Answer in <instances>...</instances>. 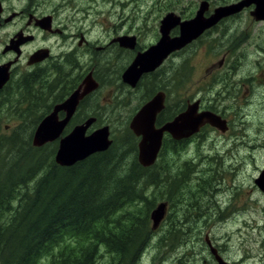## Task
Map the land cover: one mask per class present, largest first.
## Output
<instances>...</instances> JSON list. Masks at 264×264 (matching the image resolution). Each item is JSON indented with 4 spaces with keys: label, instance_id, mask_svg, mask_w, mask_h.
Here are the masks:
<instances>
[{
    "label": "rangeland",
    "instance_id": "1",
    "mask_svg": "<svg viewBox=\"0 0 264 264\" xmlns=\"http://www.w3.org/2000/svg\"><path fill=\"white\" fill-rule=\"evenodd\" d=\"M114 1L95 0L93 4L97 6L95 13L86 25L108 26L114 21L124 20L126 16H129L130 8L134 7L139 0H133V3L126 7L128 13L125 14L120 13L121 6L114 7ZM128 1L121 0L117 3L123 4ZM201 1L203 0H175V10L185 18L194 17ZM207 1L209 12H213L219 5L236 3L234 0ZM85 2L80 1L81 5ZM104 3L106 10H102ZM148 3L155 2L149 1ZM108 10L110 17H108ZM3 32L0 31V48L6 40ZM221 33H224L225 40L219 46L217 37ZM221 33L212 30L211 34L202 36L186 50L176 54L170 101L173 102L175 110L177 106L184 107L186 101L197 99L212 109L218 110L219 108L228 120L229 130L224 134L210 129L200 143L196 144L195 141L187 147H177L178 153H175L176 149L169 152V157L175 158L174 164L177 162L179 167L185 162L191 165L192 168L189 166L187 169L188 177L183 183L187 182L186 186L193 189L195 193L186 197L187 189H184L182 202L176 205L170 204L169 208L166 207L163 220L152 231L150 244L137 264H178V262L215 264L206 242L215 248L221 249L219 246H222L223 256L231 264H264V214H261L262 211L255 207L257 204L252 205V201L264 204V199H261L253 188V179L258 175L255 166L259 168L264 166L262 159L264 150H261L264 146L260 145L264 137V100L263 95L256 96L257 93L254 98L248 93L244 94L243 85L247 84L244 83L241 86L243 83L241 78L249 76L248 72L253 77L255 76L256 84L263 82L262 70L260 67L254 68L253 61L262 57L260 55H264V51L258 50L264 49V22L254 21L244 13L232 22H225ZM236 37L234 47L230 46L232 43L229 41L224 43ZM245 56L246 59H244ZM220 60H223L222 65L218 64ZM258 61L263 63L261 59ZM24 67L25 65L22 64L21 69H25ZM18 79L16 74L13 81L16 83ZM115 88L116 85L113 83V90ZM10 91L6 96L14 99L17 93L14 89ZM131 95L127 93L128 99L125 107L118 106L123 97H119L114 92L110 111L98 115L99 123L91 126L87 134L100 127L108 126L110 139L115 140V144H119L120 140L124 139L122 136L125 126L135 112L136 100ZM6 96L0 97V133L2 134H9L15 126L20 124L21 120L15 116L12 105L10 108L6 105L8 102ZM217 100H221L220 106ZM21 106L23 105L19 107ZM237 113L247 116L248 126L244 128L246 123L240 125L239 120H237V126L233 125L236 122L233 118ZM235 132L238 138H235ZM244 134L247 136H243ZM198 145L200 149L196 147ZM213 155H217L218 158ZM249 155L257 160L255 166ZM202 160L204 162H201ZM214 161H217L218 165L215 166ZM172 162L173 160L170 161ZM200 162L201 169L195 174L194 170ZM229 165L232 166L230 171ZM210 169H215V172L210 174L207 172ZM205 178L207 180L203 181L202 179ZM197 181H199L198 189L194 188ZM215 187L218 189L214 192ZM157 195L156 204L165 202L164 196H160V191ZM225 202H231L232 205L221 207ZM218 207L220 208L217 209ZM171 221L178 228L173 227L177 229L175 238L179 239V243L170 240V246L167 242H161L160 246L158 239L162 235L174 236L173 231H170Z\"/></svg>",
    "mask_w": 264,
    "mask_h": 264
},
{
    "label": "trees",
    "instance_id": "2",
    "mask_svg": "<svg viewBox=\"0 0 264 264\" xmlns=\"http://www.w3.org/2000/svg\"><path fill=\"white\" fill-rule=\"evenodd\" d=\"M13 89L14 99L8 88L4 94L6 105L21 120L0 133V264H137L153 235L158 192L168 208L182 202L184 189L186 197L195 193L183 183L191 165L174 164L165 146L152 166L142 167L137 139L125 126L119 144L112 140L104 152L59 166L56 142L32 144L46 114L39 72L18 79ZM173 227L171 221L174 236L162 235L160 246L179 243Z\"/></svg>",
    "mask_w": 264,
    "mask_h": 264
},
{
    "label": "flooded vegetation",
    "instance_id": "3",
    "mask_svg": "<svg viewBox=\"0 0 264 264\" xmlns=\"http://www.w3.org/2000/svg\"><path fill=\"white\" fill-rule=\"evenodd\" d=\"M80 1L86 2L81 5ZM120 1L121 0H115L114 7L121 6L120 13H128L126 7H129L133 3V0L118 4L117 2ZM149 1H154L155 3H148ZM234 1L239 2L241 0ZM94 2L95 0H0V31H4L3 33L6 36V40L3 41L0 48V66L9 65V79L1 88L0 97L6 93L7 88L12 91L14 88L13 77H15L16 74L20 79L38 72L40 74L42 92H45V105L42 107L46 113L45 116L51 113L56 105L65 101L76 90H79L81 93L84 92L65 128V130L68 128L71 130L90 117L95 118V122L92 126L98 124L100 119L98 115L110 111L114 92H116L119 97H123L121 102L118 103V106L122 105L125 107L128 99L127 93H131V97L135 98V112L130 116L131 118L142 106L162 92L164 94L163 109L156 115L154 124L155 128H159L177 115H175L173 102L170 101V92L174 81L173 66L175 64L176 54L186 50L195 40L202 36H207L206 34H211L212 30L220 34L225 22H232L241 14L246 13L248 17L256 21L251 15L254 6L244 8L236 14L220 19L215 26L206 30L201 36L184 48L167 54L157 68L142 73L135 85L131 86L124 82L123 75L129 66L138 63L137 60H140V57H142L141 60L146 65L155 63V60L144 58V56L150 54L160 42L162 37L161 21L164 17L168 14H174L179 17L181 21L189 20L193 17L185 18L183 15L177 13L175 10V0H139L134 7L130 8L129 16H126L124 20H119L118 22L114 21L108 26L86 25L93 13H95L97 6L93 5L95 4ZM102 6H104L102 10H106L105 3ZM102 6L99 7L102 8ZM223 6L226 5H219L218 7ZM211 14L212 11L209 12L208 10L205 12V17ZM108 17H110L109 10ZM178 34L179 28L174 27L169 30L167 37L169 39H174ZM224 40V33H221L217 37V44L220 46ZM228 41L232 43L230 46L234 47L237 37L226 40L224 43ZM258 50L264 51L262 48ZM246 56L244 59H246ZM260 56L262 57L253 61L255 64L254 68L260 67L264 75V55ZM250 59L252 60V57ZM258 59H261L263 63L258 61ZM222 62L223 60H220L218 64L222 65ZM22 64L25 65V69H21ZM248 74L249 76L241 78L243 82L241 86L244 83L247 84L243 85L244 94L248 93V95L250 94L253 96L252 98H254L257 93L256 96L263 95L264 100V78H262L263 82L256 84L257 79L255 76L253 77L249 72ZM113 83L116 85L114 90ZM89 87L90 90L87 91ZM217 96H219V94H217ZM194 102L198 103V113L211 112L224 120L227 126L225 132H228V120L225 119L224 112H221L219 108L218 110L212 109L210 106H205L201 100L197 99L195 101H186L182 111H184L189 104ZM217 103L220 106L221 100H217ZM57 116L58 119L61 120L65 117V113L60 111ZM233 119L234 122L236 121L235 124L233 123L235 126L238 125L237 120H239L240 125L247 122V116L239 113H237L236 117ZM129 122L127 124L128 128ZM246 126H248L247 123L244 125V128ZM210 129L217 130V133L219 131L225 134V132L213 128L209 124L202 125L197 132L181 140H175L168 133H164L157 158L165 146H168V150L174 151L176 147H187V145L195 141L196 144L200 143V140L206 136ZM234 136L238 138L237 132L234 133ZM243 136L247 135L244 134ZM135 138L138 143L139 138ZM54 142L58 144V140ZM260 145L264 146V137ZM199 146L200 145L196 147ZM261 150H264V148L261 147ZM213 156L218 158L217 155ZM249 156L251 157V155ZM262 159L264 160V158ZM251 160L254 162L253 166H255V161L257 160L252 159V157ZM201 162H204V160ZM201 162L194 170L195 174L201 169ZM214 162H216L215 166L218 165L217 161ZM206 167H208L207 164ZM228 168L230 171L232 166L230 167L229 165ZM255 169L258 175L253 179V188L261 199H264V192L256 184V179L264 173V166L262 168L255 166ZM214 170L215 169H210L207 172L212 174L215 172ZM198 184L199 181L195 183L194 188L198 189ZM217 189L218 188L215 187L214 192ZM230 204L231 202H225L221 207ZM254 204H257L255 207L262 211L261 214H264V204L261 202L258 204V201L257 203L252 201V205ZM219 208L220 207L217 209ZM209 244V242H206L209 252L210 247L214 248L217 255L224 262L231 264L223 256L224 252L222 246H219L221 247L220 249ZM212 257V261L217 264L213 255Z\"/></svg>",
    "mask_w": 264,
    "mask_h": 264
},
{
    "label": "water",
    "instance_id": "4",
    "mask_svg": "<svg viewBox=\"0 0 264 264\" xmlns=\"http://www.w3.org/2000/svg\"><path fill=\"white\" fill-rule=\"evenodd\" d=\"M250 6H254L251 15L255 20L264 21V0H241L230 5L217 7L208 17H205V12L208 11V2L204 0L200 2L194 17L185 21H181L174 14H168L161 21L162 37L160 42L150 54L147 53L148 55L145 54L146 56H144V58L155 60V63L146 65L142 62V57H140V60L137 58L138 63L129 66L125 71L123 75L124 82L134 86L142 73L157 68L167 54L184 48L206 30L215 26L220 19L236 14ZM174 27L179 28V34L174 39H169L167 37L168 32ZM8 79L9 65L0 66V90ZM88 90H90V87ZM83 94L84 92L81 93L76 90L65 101L56 105L51 113L39 121L32 135V144L35 147H42L58 140L54 161L62 167H70L95 153L104 152L112 144L107 126L100 127L87 134V130L95 122L93 117L86 119L82 124L75 126L67 134L62 135ZM163 103L164 94L161 92L142 106L129 122L130 131L135 137L139 138L137 161L142 167L147 168L155 163L164 133H168L175 140H181L197 132L204 124H209L222 132L227 130L226 122L219 116L211 112L198 113L197 102L189 104L184 111L177 114L171 121L155 128V118L163 109ZM60 111L65 113V117L61 120L57 116ZM256 184L264 192V173L256 179ZM165 212V202L159 203L151 211L152 230L156 229L163 220ZM210 252L217 264H227L217 255L214 248L210 247Z\"/></svg>",
    "mask_w": 264,
    "mask_h": 264
},
{
    "label": "bare ground",
    "instance_id": "5",
    "mask_svg": "<svg viewBox=\"0 0 264 264\" xmlns=\"http://www.w3.org/2000/svg\"><path fill=\"white\" fill-rule=\"evenodd\" d=\"M263 59V58H262Z\"/></svg>",
    "mask_w": 264,
    "mask_h": 264
}]
</instances>
